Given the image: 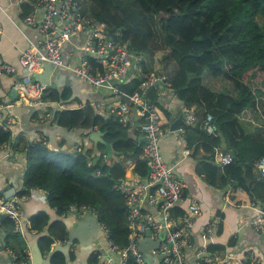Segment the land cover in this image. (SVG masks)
<instances>
[{
    "label": "trees",
    "instance_id": "obj_1",
    "mask_svg": "<svg viewBox=\"0 0 264 264\" xmlns=\"http://www.w3.org/2000/svg\"><path fill=\"white\" fill-rule=\"evenodd\" d=\"M34 1L23 2L24 14L30 12V2ZM81 3L82 7L89 5L83 8L86 17L105 23L110 34L143 56L118 86L134 93L151 72L160 71L185 105L206 107L205 112L213 114L217 135L207 134L200 124L194 128H199L202 139L216 145L237 138L228 146L231 152L226 151L232 155V161L224 165V177L227 183L232 178L252 200L264 206V181L254 171L256 160L264 156V122L247 131L238 117L248 107L260 105L264 110V100L260 98L264 89L252 85L260 75L264 84V0H81ZM91 63L94 71L104 70L94 57ZM206 72L216 80L229 82L233 88L213 89L204 82ZM208 83L215 86V82L208 80ZM149 95L167 113L158 92L151 90ZM68 96V88L60 92L47 87L43 93V98L55 102H63ZM57 112L55 117L64 126L102 131L103 139L112 144L113 151L107 153V159L105 155L102 164L100 156L97 159L93 156L96 153L93 148L80 144V149H50L38 140L26 150L27 169L18 194L24 195L33 187L45 189L49 204L60 213L67 211L70 204H87L106 225L109 237L119 246L127 245L130 223L124 197L115 182L125 176L123 155L133 157L135 172L142 179L147 177V164L140 157L144 141L131 133L125 117L122 120L113 114L102 116L90 103ZM191 127L185 125V129ZM12 131L0 126V144L11 139ZM142 136L144 139L143 133ZM104 148L106 144L100 141L95 149ZM206 167L211 170L207 162ZM2 222L8 224V230L15 228L9 217H3ZM41 240H46L48 247L53 242L50 236H42ZM218 248L221 247L210 245L208 249L215 253ZM16 253L25 254V250ZM64 260V254L56 251L51 264H64ZM128 264L139 263L130 257Z\"/></svg>",
    "mask_w": 264,
    "mask_h": 264
},
{
    "label": "crops",
    "instance_id": "obj_2",
    "mask_svg": "<svg viewBox=\"0 0 264 264\" xmlns=\"http://www.w3.org/2000/svg\"><path fill=\"white\" fill-rule=\"evenodd\" d=\"M24 1L0 0V58L8 64L17 66L19 72H23L18 64L21 52L30 47H37L44 38V34L37 26L24 21L26 14L23 12ZM30 7L31 2L29 10ZM40 16V11H37L35 17ZM85 38L86 32L71 36L64 41L62 53L67 65L53 66L45 61L33 74L34 76L38 73L39 78H37L40 83L44 81L46 88H55L60 92L65 88L69 89V96L58 104H56L58 100L51 101L43 98V95L34 99L32 103H23L17 99V94L16 97L12 96L15 77L5 71L0 72V105L12 104L0 107V114L7 116L3 118L4 120L9 118L15 120L14 126L10 128L13 130L11 139L0 144V189H2L0 195L17 202L24 215L20 226H15L12 230L7 229L8 224L0 223V264H15L14 254L17 250L24 249L32 256V249L36 246L39 247L44 258L51 255V263L56 251L64 254V264H103L106 259L118 264L120 261V253L110 249L102 222L99 221V226L92 219L93 217L87 214L92 212L71 213L68 208L67 211L60 213L57 208L49 204L46 190L42 188L33 187L24 195L18 194L23 187V175L27 169L26 150L38 140L46 143L50 149L82 144L85 148L94 149L96 153H93V156L96 157L95 159L100 156V163H104L105 155L107 159L106 148L96 150L94 141L89 136L91 131L98 129L67 127L57 123L55 117L58 113L57 108L62 110L78 108L87 103L96 107L100 115L109 116L110 110L119 102L108 87L93 86L75 74L73 68L80 63L84 55L81 45ZM93 57L90 55L88 58L91 66ZM210 85L213 89H217L211 83ZM167 89L159 98L160 103L165 104L164 108L167 110L166 113L160 107L162 124L169 127L159 141L160 153L166 162L174 165L175 173L186 184L183 198L175 205L173 212L176 217L185 216L187 201L191 197L196 198L200 205L199 212L194 215L192 225L188 228L190 244L184 248L186 264L196 262L201 248H205L210 255L229 254L236 257H244L249 251H253L262 257L261 264H264V231L255 228L251 223L258 214L251 206L254 200L244 188L235 185L232 178H229L227 183V177H224V165L217 162V157L230 151L231 148L228 146L230 143L234 144L237 138H230L233 139L230 143L223 140L221 145L202 139L199 128L194 126L197 124L202 126L209 111L205 112L206 107H194V105L188 107L177 97L172 88ZM187 109L195 116L191 129H185L184 120L179 129L171 130L173 121ZM263 112V107L244 109L238 115L240 124L243 128H247V131H252L251 123L255 122V119L262 117V123L264 122ZM245 115L248 117L246 118ZM124 117L130 122L131 133L139 135L142 142H145L140 128L141 118L137 110L132 107ZM213 125L214 133L205 131L207 134L217 135V128L215 124ZM126 157L133 158L130 155ZM206 162L211 167L210 171H207ZM134 169H125V173L129 170V180L134 183L144 180ZM254 171L257 174L256 162ZM257 203L264 207L260 202ZM145 210L154 217L163 219L159 205L147 204ZM218 215L221 219L215 225L214 233L206 236L205 227ZM159 234L163 235V231ZM144 235L141 237H145ZM42 236L53 238L50 247L46 240H41ZM210 245L221 248L212 253L208 249ZM56 247L59 248L55 250ZM149 253V257L146 258L150 264H164L156 248L151 249Z\"/></svg>",
    "mask_w": 264,
    "mask_h": 264
},
{
    "label": "built area",
    "instance_id": "obj_3",
    "mask_svg": "<svg viewBox=\"0 0 264 264\" xmlns=\"http://www.w3.org/2000/svg\"><path fill=\"white\" fill-rule=\"evenodd\" d=\"M31 10L25 14L24 21L37 26L44 38L37 47H30L23 50L19 56L18 64L23 69L19 72L17 66L6 63L0 58V72L5 71L15 77L14 90L17 99L23 103L32 101L43 95L46 85L40 83L33 76L37 69L46 62L53 63L54 66L67 65L62 46L66 39L86 32V38L81 45L84 55L80 63L73 68L75 74L93 86H106L111 94L118 99V104L113 107L109 114H113L120 119L133 107L137 110L141 121L140 128L144 134L145 142L141 152L148 168L147 177L137 183L129 180V170L125 176L119 177L115 182V187L124 197L127 208V218L130 223L129 241L125 246H119L110 237L108 228L103 224L105 235L108 239L110 249L120 253L118 264H128L130 257H133L139 264H150L146 255L139 247V237L144 235L149 227L154 239L161 237L156 252L161 254V261L164 264H186V245L190 244L188 228L192 225V219L200 210L197 199L191 197L187 201V212L183 217H176L173 212L175 205L182 200L185 181L174 171V165L166 162L160 153L159 141L168 131L169 127L162 124L160 108L156 101L149 95L151 90H156L159 97L165 93L167 88H171V81L161 72H151L141 81L140 87L134 93L121 89L118 84L110 82L116 78L117 81H124L134 70L133 66L142 59V54L132 49L128 43L120 41L115 35L107 30L105 23L92 20L82 11L81 0H35L31 4ZM40 11L41 16L35 17V13ZM93 55L98 65L104 70H93L88 58ZM11 103L2 104L0 107H7ZM184 112V111H183ZM0 114V126L10 129L15 124L14 119H3ZM186 125H192L195 120L194 114L187 109L184 112ZM214 117L211 112L206 113L202 127L208 133H214ZM46 144V143H45ZM74 148L80 149V145ZM126 169H133L136 161L133 158L122 156ZM232 161L229 152L217 157L220 165H225ZM258 177L264 181V156L256 160ZM159 205L163 219L154 217L152 213L145 210L146 205ZM251 206L256 209L257 215L251 221L252 225L264 231V207L257 201H253ZM71 213L92 212L95 209L87 204H70L68 207ZM23 210L17 202L6 199L0 195V223L3 217H9L15 226H20L23 218ZM220 215L210 220L204 229L206 236L214 233V227L220 221ZM163 231V235H160ZM15 264H32V257L25 251V254H14ZM262 257L249 251L244 257L235 255H210L205 248H201L198 259L194 264H261ZM103 264H116L109 259Z\"/></svg>",
    "mask_w": 264,
    "mask_h": 264
},
{
    "label": "water",
    "instance_id": "obj_4",
    "mask_svg": "<svg viewBox=\"0 0 264 264\" xmlns=\"http://www.w3.org/2000/svg\"><path fill=\"white\" fill-rule=\"evenodd\" d=\"M51 64L54 66L53 63H51ZM37 74L38 73H35L34 77L36 80L39 81V79H38L39 76ZM110 82L113 84L118 83L116 78L111 79ZM12 96L16 97V91L15 90L12 92ZM37 98H39V97H37ZM59 102H62V101H59ZM59 102H57L56 104H58ZM61 110L62 109H60V108L56 109V111H61ZM183 116H184V113L182 111L179 114V116L177 117V119L175 121H173V123L171 124V130H176V129H179L181 127V124L184 123ZM56 121H57V123L59 122L58 119H56ZM103 135H104V133L100 130L91 131L89 134L90 138L94 141L96 149H97L98 142L102 141L106 144L107 153L110 154L113 151L112 150V144L110 142L106 141L105 139H103ZM0 191H2V189H0ZM87 214L89 215V217H93L92 219H94L95 222L100 226L99 220L97 219V216L94 213L93 214L87 213ZM144 236L145 237H139V247L144 252V254L147 257H149V255H150L149 251L151 249L157 248L159 246L161 237L154 239L151 235V229L149 227L145 230ZM58 248L59 247H56L55 250ZM31 257H32V259H31L30 263H32V264H50L51 263V255L44 258L43 254H42V252L38 246H36L35 248L32 249V256Z\"/></svg>",
    "mask_w": 264,
    "mask_h": 264
},
{
    "label": "rangeland",
    "instance_id": "obj_5",
    "mask_svg": "<svg viewBox=\"0 0 264 264\" xmlns=\"http://www.w3.org/2000/svg\"><path fill=\"white\" fill-rule=\"evenodd\" d=\"M88 5V4H87ZM87 5H83V7L82 8H84V7H87ZM89 6V5H88ZM158 55H160V53L158 54ZM160 72V71H159ZM204 77H205V83H207V84H210V83H208V80L209 81H211V82H215V88H217V89H223V88H233V86L229 83V82H226L225 80V82H222L221 80H216V78L214 79L211 75H209L207 72L206 73H204ZM261 78H262V76L260 75L257 79H259V80H257V81H252V85H254V86H257V87H259V88H262V89H264V84L261 82ZM263 93H264V91H263ZM260 98H262L263 100H264V96L262 97H260ZM260 104V103H259ZM258 107H261L260 105H258ZM245 117L247 118L248 116L247 115H245ZM257 117V116H256ZM258 117H259V115H258ZM262 117L260 118V119H255V122H252L251 123V126H254V125H262L263 123H262Z\"/></svg>",
    "mask_w": 264,
    "mask_h": 264
}]
</instances>
